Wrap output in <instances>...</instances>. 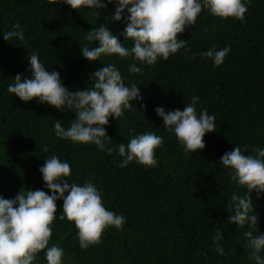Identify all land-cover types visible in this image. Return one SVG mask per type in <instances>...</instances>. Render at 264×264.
<instances>
[{"label":"trees","instance_id":"trees-1","mask_svg":"<svg viewBox=\"0 0 264 264\" xmlns=\"http://www.w3.org/2000/svg\"><path fill=\"white\" fill-rule=\"evenodd\" d=\"M101 11L97 18L91 8L79 10L63 2L0 0V194L11 198L22 187H44L39 166L49 155L58 154L71 163L70 181L92 180L103 190L106 207L128 218L123 228L106 227L101 241L85 249L74 221L59 218L63 199H58L49 244L64 247V264H255L245 243L249 225L241 228L227 220L232 192L243 194L246 189L230 180L231 173L219 159L235 144L242 149L247 145L248 152L264 147V0H251L244 21L204 9L195 25L178 34L189 39L190 50L181 48L154 65L143 64L142 73L128 71L130 63H141L131 57L112 54L89 60L82 55L81 45L99 44L85 39L87 31L103 23L127 46L133 44L122 34L123 18L106 20L115 11L114 0ZM17 22L24 28L26 43L3 36ZM227 45L231 51L219 66L199 55L212 46ZM34 50L49 70L60 71L73 90L92 86L91 73L109 62L120 67L126 83L140 85L144 99L134 100L124 116L110 117L105 125L113 138L109 146L116 151L58 137L54 122L61 119L67 124L74 116L71 110L66 113L47 102L38 103L36 97L24 101L8 90L17 73L31 76L28 56ZM193 95L201 98L198 108L215 113L217 130L205 134L203 149L186 152L155 109L157 105L166 111L182 109ZM153 130L164 137L156 149L157 165L132 161L121 167L124 157L118 143ZM252 197L259 213L254 231L264 232V195L258 197L253 190ZM218 227L224 236L223 254L213 241ZM43 252L35 264H47Z\"/></svg>","mask_w":264,"mask_h":264},{"label":"clouds","instance_id":"clouds-1","mask_svg":"<svg viewBox=\"0 0 264 264\" xmlns=\"http://www.w3.org/2000/svg\"><path fill=\"white\" fill-rule=\"evenodd\" d=\"M49 4L67 3L72 8H91L98 18L103 15L101 9L107 8L110 0H47ZM115 11L106 20H123L126 27L122 34L131 38L132 46H127L108 23L93 26L87 31L85 39L99 41L98 45H81V53L89 60H102L104 56L118 54L131 57L141 63H130L128 71L142 73L143 64L154 65L159 59H167L181 48L190 50L189 39L178 34L188 25H195L204 9L210 13L228 18L246 20L245 13L251 0H114ZM125 9L127 12L125 13ZM5 40L16 39L27 42L24 28L17 22L9 30L3 31ZM231 51V45L217 48L212 46L199 55L212 58L215 65H221ZM195 55V53H193ZM31 76L17 73L14 81L8 84V90L18 94L24 101L33 97L38 103H49L64 112L74 113L67 124L61 119L54 122L55 134L73 142L94 143L99 148L111 153L116 147L109 144L113 138L105 125L110 117L119 119L126 109L133 107L134 100H143L141 87L135 82L126 83L120 67L115 63H103L91 73L92 86L73 90L65 85L59 70H49L40 58L38 51L28 56ZM201 98L193 95L191 102H186L181 109L175 107L166 111L165 106L157 105L156 112L163 118L165 128L176 134L184 150L195 152L206 146L204 136L217 130L216 115L209 113L207 107L198 108ZM146 108V104L144 105ZM164 137L156 131H143L131 136L125 143H118V151L124 159L120 162L125 167L129 162L156 166L157 147L163 144ZM45 151L48 145H43ZM247 145L242 149L235 144L234 149L224 152L219 161L231 173L230 180L243 186V194L233 191L227 208L232 213L227 220L238 227L249 225L244 232L247 237L246 247L250 249L248 257L255 264H264V232L254 231L259 224V213L255 210L252 191L257 196L264 195V147L256 146L248 152ZM43 180L42 188L22 187L11 198L0 194V264H35L37 255L44 250L47 264H64L65 249L60 244H49L53 233L52 222L56 219L57 200L63 199L65 217L74 221L78 229L77 236L82 248L99 243L102 233L109 225L123 228L127 216L106 207L103 190L92 180L78 183L70 181L72 166L69 160L58 154H51L40 165ZM44 188L51 189V193ZM222 227L215 230L213 241L216 250L223 254L225 248Z\"/></svg>","mask_w":264,"mask_h":264}]
</instances>
